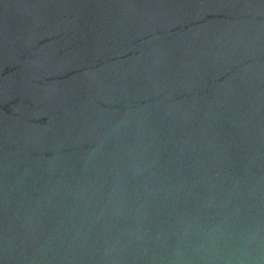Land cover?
Here are the masks:
<instances>
[{"label": "water", "instance_id": "water-1", "mask_svg": "<svg viewBox=\"0 0 264 264\" xmlns=\"http://www.w3.org/2000/svg\"><path fill=\"white\" fill-rule=\"evenodd\" d=\"M0 264H264V0H0Z\"/></svg>", "mask_w": 264, "mask_h": 264}]
</instances>
